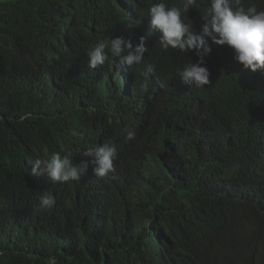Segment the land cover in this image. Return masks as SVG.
Wrapping results in <instances>:
<instances>
[{
    "label": "trees",
    "instance_id": "obj_1",
    "mask_svg": "<svg viewBox=\"0 0 264 264\" xmlns=\"http://www.w3.org/2000/svg\"><path fill=\"white\" fill-rule=\"evenodd\" d=\"M155 2L0 0V264H48L49 257L57 264L258 263V72L213 63L209 85L188 86L177 72L196 63L193 52L165 51L158 42L141 65L122 69L109 56L88 68L87 52L100 40L130 39L133 30L147 36ZM251 2L264 4L245 5ZM209 6L198 0L188 18ZM147 64L155 71L144 75ZM108 141L130 152L118 153L115 164L133 161L131 168L97 177L90 165L67 183L33 173L37 157L59 152L80 163ZM45 190L56 200L51 210L39 207Z\"/></svg>",
    "mask_w": 264,
    "mask_h": 264
},
{
    "label": "clouds",
    "instance_id": "obj_2",
    "mask_svg": "<svg viewBox=\"0 0 264 264\" xmlns=\"http://www.w3.org/2000/svg\"><path fill=\"white\" fill-rule=\"evenodd\" d=\"M198 0H182L181 5H170L168 0H157L148 8L151 30L143 37V32L133 30L134 36L105 38L87 52L88 68L97 69L105 65L109 56L120 58L123 68L138 66L149 56L154 43L164 49L178 50L180 53L192 51L196 63H187L177 72L183 84L203 88L210 84V72L213 63H219L229 71L232 64L260 76L264 85V4L258 7L254 2L245 5V0H210V6L202 15L188 18L190 9L197 6ZM134 22L131 23L133 25ZM147 28L150 25H146ZM196 26V32L193 28ZM154 31L155 34H154ZM160 33V35L158 34ZM159 36V38H158ZM155 71L151 64L145 65L143 74ZM20 117V122L28 117ZM126 140L136 138L135 130L126 129ZM131 150V149H130ZM120 155L130 152H118L117 146L108 141L101 146L89 148L80 163H75L69 155L52 153L47 158L32 160L34 174L46 176L52 182L67 183L79 181L86 174L90 165L97 177L106 176L115 169L126 171L133 161L115 162ZM119 155V156H120ZM117 165V166H116ZM41 210L54 208L56 200L50 191H43L38 197ZM263 239V238H262ZM264 245V241H263ZM253 258L257 264H264V250L256 248ZM48 264H57L55 257H49Z\"/></svg>",
    "mask_w": 264,
    "mask_h": 264
}]
</instances>
